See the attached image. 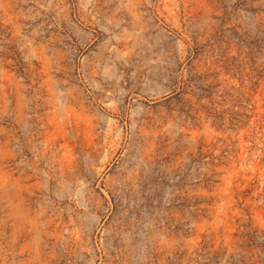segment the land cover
<instances>
[{
    "label": "rangeland",
    "instance_id": "1",
    "mask_svg": "<svg viewBox=\"0 0 264 264\" xmlns=\"http://www.w3.org/2000/svg\"><path fill=\"white\" fill-rule=\"evenodd\" d=\"M0 264H264V0H0Z\"/></svg>",
    "mask_w": 264,
    "mask_h": 264
}]
</instances>
